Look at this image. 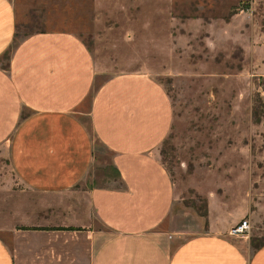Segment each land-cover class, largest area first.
<instances>
[{
  "label": "crops",
  "instance_id": "0c3cea01",
  "mask_svg": "<svg viewBox=\"0 0 264 264\" xmlns=\"http://www.w3.org/2000/svg\"><path fill=\"white\" fill-rule=\"evenodd\" d=\"M17 26L16 0H0V152L32 196L0 227V264H264V240L230 235L239 219L217 197L206 215L176 201L158 153L173 106L157 79L100 80L75 31ZM96 142L108 184L93 173Z\"/></svg>",
  "mask_w": 264,
  "mask_h": 264
},
{
  "label": "rangeland",
  "instance_id": "374dc122",
  "mask_svg": "<svg viewBox=\"0 0 264 264\" xmlns=\"http://www.w3.org/2000/svg\"><path fill=\"white\" fill-rule=\"evenodd\" d=\"M16 7L17 37L75 31L100 80L137 71L157 79L173 106L158 153L176 201L203 213L207 197H217L229 219L253 217V245L264 240V0H16ZM95 145L96 181L111 183L110 152ZM26 195L32 200L0 152V227Z\"/></svg>",
  "mask_w": 264,
  "mask_h": 264
},
{
  "label": "built area",
  "instance_id": "2783aa9c",
  "mask_svg": "<svg viewBox=\"0 0 264 264\" xmlns=\"http://www.w3.org/2000/svg\"><path fill=\"white\" fill-rule=\"evenodd\" d=\"M250 227L249 221L242 219L230 228L229 234L232 236L248 237Z\"/></svg>",
  "mask_w": 264,
  "mask_h": 264
},
{
  "label": "trees",
  "instance_id": "16d2710c",
  "mask_svg": "<svg viewBox=\"0 0 264 264\" xmlns=\"http://www.w3.org/2000/svg\"><path fill=\"white\" fill-rule=\"evenodd\" d=\"M255 114V113H254ZM202 215H206V210L203 212V213H201ZM258 245V244H257Z\"/></svg>",
  "mask_w": 264,
  "mask_h": 264
}]
</instances>
